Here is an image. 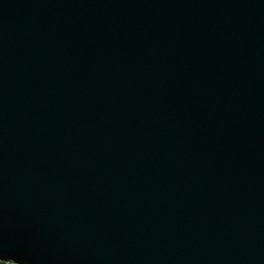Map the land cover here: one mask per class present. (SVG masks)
<instances>
[{
    "label": "water",
    "instance_id": "1",
    "mask_svg": "<svg viewBox=\"0 0 264 264\" xmlns=\"http://www.w3.org/2000/svg\"><path fill=\"white\" fill-rule=\"evenodd\" d=\"M0 260L264 264V0H0Z\"/></svg>",
    "mask_w": 264,
    "mask_h": 264
},
{
    "label": "trees",
    "instance_id": "2",
    "mask_svg": "<svg viewBox=\"0 0 264 264\" xmlns=\"http://www.w3.org/2000/svg\"><path fill=\"white\" fill-rule=\"evenodd\" d=\"M0 264H15L11 261H3V260H0Z\"/></svg>",
    "mask_w": 264,
    "mask_h": 264
}]
</instances>
